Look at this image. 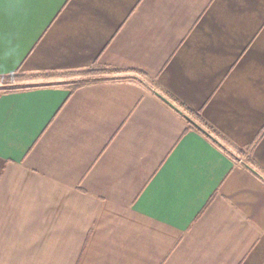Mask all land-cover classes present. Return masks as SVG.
<instances>
[{"label":"crops","instance_id":"crops-1","mask_svg":"<svg viewBox=\"0 0 264 264\" xmlns=\"http://www.w3.org/2000/svg\"><path fill=\"white\" fill-rule=\"evenodd\" d=\"M95 64L0 91V264H264V0H0V77Z\"/></svg>","mask_w":264,"mask_h":264},{"label":"rangeland","instance_id":"rangeland-1","mask_svg":"<svg viewBox=\"0 0 264 264\" xmlns=\"http://www.w3.org/2000/svg\"><path fill=\"white\" fill-rule=\"evenodd\" d=\"M86 71L87 70L66 73H49L46 75L35 76L16 73L12 76L0 77V91L25 88L33 85L57 83H62L69 87H73L74 85L90 82L93 80L112 77L113 74H116L113 72H108L106 74L89 75Z\"/></svg>","mask_w":264,"mask_h":264},{"label":"trees","instance_id":"trees-1","mask_svg":"<svg viewBox=\"0 0 264 264\" xmlns=\"http://www.w3.org/2000/svg\"><path fill=\"white\" fill-rule=\"evenodd\" d=\"M87 70V74L89 75H96V74H106L108 72H118L117 69L101 66L98 64H95L91 67H89ZM175 102V100H173ZM179 105V104H178ZM181 106L183 112L187 114L189 117H191L198 125H200L202 128H205L209 133H213L212 129L207 125V123L198 115V113H194L189 107L179 105ZM197 129V128H196ZM226 150V149H225ZM228 151V150H226ZM231 154V153H230Z\"/></svg>","mask_w":264,"mask_h":264},{"label":"water","instance_id":"water-1","mask_svg":"<svg viewBox=\"0 0 264 264\" xmlns=\"http://www.w3.org/2000/svg\"><path fill=\"white\" fill-rule=\"evenodd\" d=\"M157 96L162 99L165 103H167L170 107H172L175 111H177L178 113H182V111L180 109H178L173 103H171V101H169L165 96H163L160 93H157ZM183 117L191 124L193 125L195 128H197L199 131H201L203 134H205L206 136H208L211 140L217 142V140L215 139V137L209 133L206 129L202 128L200 125H198L191 117H189L187 114H183ZM218 143V142H217Z\"/></svg>","mask_w":264,"mask_h":264},{"label":"snow or ice","instance_id":"snow-or-ice-1","mask_svg":"<svg viewBox=\"0 0 264 264\" xmlns=\"http://www.w3.org/2000/svg\"><path fill=\"white\" fill-rule=\"evenodd\" d=\"M37 2H38V0H37Z\"/></svg>","mask_w":264,"mask_h":264}]
</instances>
